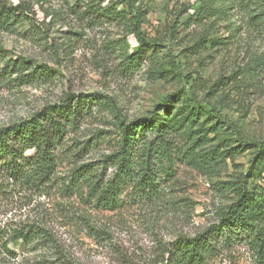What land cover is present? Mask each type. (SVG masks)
Returning <instances> with one entry per match:
<instances>
[{
    "label": "rangeland",
    "instance_id": "obj_1",
    "mask_svg": "<svg viewBox=\"0 0 264 264\" xmlns=\"http://www.w3.org/2000/svg\"><path fill=\"white\" fill-rule=\"evenodd\" d=\"M77 1L0 0L27 16L12 32L0 29V48L8 59L53 70L49 78L42 76L46 80L23 86L0 79V129L72 95L109 97L128 122L155 111L165 114L164 101L173 96L171 112L179 115L180 132L160 159L165 193L154 203L136 202L127 189L120 208L112 211L98 208L87 189L79 188L83 181L77 170L98 165L121 146L119 119L110 107L95 106L60 142L52 186L18 188L0 208V227L13 222L45 228L58 248L10 244L17 258L0 253V264H66L65 257L77 264H150L160 242L196 235L236 200L232 184L248 172L255 154L239 138L264 143L263 30L249 32L244 26L231 32L228 22L217 19L186 24L198 0H85L80 6ZM120 2L145 21L141 33L149 52L131 70L123 60L140 43ZM93 5L103 11L116 6L125 20L102 17L93 24ZM231 76L234 81L227 83ZM250 261L238 248L217 264Z\"/></svg>",
    "mask_w": 264,
    "mask_h": 264
},
{
    "label": "trees",
    "instance_id": "obj_2",
    "mask_svg": "<svg viewBox=\"0 0 264 264\" xmlns=\"http://www.w3.org/2000/svg\"><path fill=\"white\" fill-rule=\"evenodd\" d=\"M84 1L78 0V6ZM119 4L124 6L122 13L131 15L127 21L128 29H133L131 32L136 34L140 43L136 52L123 60L128 63L125 70H131L139 67L149 52L145 49L146 40L141 33L145 21L140 20V12L133 13L127 2ZM112 7L104 11L99 6L90 7L89 12L95 16L90 19L92 23L102 17L117 22L125 20L126 15L118 12L116 6ZM19 11L18 7L0 4V29L12 32L23 24L27 16ZM210 19L228 22L231 32L244 26L249 32L254 29L264 31V0H198V7L186 24L200 26ZM8 54L0 48V79L6 82H17L23 86L46 80L52 75L53 70L43 64L35 65L21 58L8 59ZM225 80L232 83L234 78L231 76ZM173 99V96L165 99V114L155 111L150 117L128 122L109 97L101 94L72 95L59 103L47 105L27 120L1 128L0 208L3 202L11 200L18 188L44 191L52 186L60 142L70 129L78 128L84 116L89 115L95 106L110 107L119 119L121 146L98 165H82L77 170L83 181L79 188L87 189L89 198L98 208L112 211L120 208L121 198L127 189L131 190L136 202H157L165 193L160 159L167 154L174 135L180 132L179 115L171 112L175 108ZM209 115L238 134L236 128L218 113L210 111ZM239 142L242 147L255 150V154L248 172L232 184L237 193L236 200L226 210L217 211L216 222L196 235L160 242L159 254L150 264H217L224 253L238 248L245 249L251 264H264V143H250L242 138ZM40 242L58 248V242L45 228L13 222L0 227V253L13 260L17 254L9 248L10 244L32 246ZM60 253L56 252L57 255ZM61 255V258L65 257ZM63 261L77 264L67 257Z\"/></svg>",
    "mask_w": 264,
    "mask_h": 264
}]
</instances>
